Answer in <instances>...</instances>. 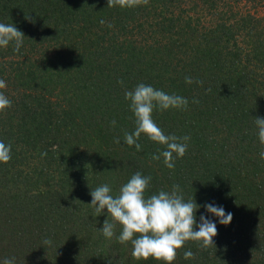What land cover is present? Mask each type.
Here are the masks:
<instances>
[{
	"label": "trees",
	"instance_id": "16d2710c",
	"mask_svg": "<svg viewBox=\"0 0 264 264\" xmlns=\"http://www.w3.org/2000/svg\"><path fill=\"white\" fill-rule=\"evenodd\" d=\"M0 23L25 37L19 53L0 47V92L12 101L0 112V141L11 144L0 163V261L163 264L135 260L119 227L106 239L107 209L96 216L89 205L91 190L107 184L117 195L139 171L151 177L146 196L178 184L201 205L197 224L201 215L216 223L214 247L187 241L172 264H264V145L255 124L264 118V0L124 9L107 0H0ZM140 83L188 100L187 110L152 114L166 135L190 136L174 169L152 159L164 149L146 137L139 151L124 143L135 128L124 93ZM205 204L222 206L231 222L221 225Z\"/></svg>",
	"mask_w": 264,
	"mask_h": 264
},
{
	"label": "clouds",
	"instance_id": "9594fccd",
	"mask_svg": "<svg viewBox=\"0 0 264 264\" xmlns=\"http://www.w3.org/2000/svg\"><path fill=\"white\" fill-rule=\"evenodd\" d=\"M149 0H107V7L136 8L147 5ZM105 21L101 20V24ZM111 27L112 25H108ZM24 34L12 23H0V47L13 44V51L19 53L23 46ZM202 84V81H195ZM123 85V81H119ZM185 83H194L191 77H185ZM7 87L6 82L0 79V89ZM125 100L129 102V110L133 114L135 128L131 133L125 132L124 143L135 146L141 150L138 143L142 136L163 147V151L152 156L153 160H160L168 169H174L175 162L182 158L188 149L190 136L177 137L166 135L155 123L153 112L169 109L187 110L188 100L177 94H168L163 90L151 85L140 83L130 91H125ZM199 101L194 99L193 103ZM12 101L0 92V112H5L11 107ZM111 124L115 126L116 121ZM255 124L258 129V138L264 145V118L256 117ZM120 139H114V143L120 144ZM264 158V152H261ZM11 159V144L0 141V163H7ZM151 177L144 176L139 171L124 183L117 195L112 194L109 185L104 184L90 191L92 197L89 204L94 208L96 216L107 209L108 218L105 219L102 235L111 239L119 227L118 241L121 245L131 243L132 257L135 260L147 261L149 258L162 261L163 264H172L176 259L177 250L182 248L187 241L197 242L200 248L214 247L213 238L218 234L216 223L201 215L199 224L195 213L201 207L194 198L187 201L184 198L180 186L173 185L171 191L160 190L156 194L147 195L146 190L150 185ZM205 211L218 219L221 225L227 226L233 216L226 213L222 206L213 204L203 205ZM194 228H198L194 230ZM51 246L52 240L47 238L43 241ZM186 259L192 258L191 251L185 252ZM0 264H15V257H5Z\"/></svg>",
	"mask_w": 264,
	"mask_h": 264
}]
</instances>
